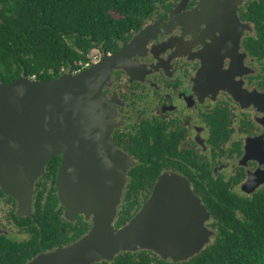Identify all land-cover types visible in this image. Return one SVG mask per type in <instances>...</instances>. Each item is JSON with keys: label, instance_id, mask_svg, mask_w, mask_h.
Returning a JSON list of instances; mask_svg holds the SVG:
<instances>
[{"label": "flooded vegetation", "instance_id": "1", "mask_svg": "<svg viewBox=\"0 0 264 264\" xmlns=\"http://www.w3.org/2000/svg\"><path fill=\"white\" fill-rule=\"evenodd\" d=\"M210 1L206 7L208 0H166L117 48L98 51V59L155 24L154 33L140 36L109 69L102 86L114 109L113 147L132 162L121 202L129 184L141 207L161 175L181 176L209 213L204 224L213 231L211 241L216 227L204 193L245 198L264 190V0H240L235 7ZM61 161L56 155L45 163L27 214L19 215L17 201L0 189V236L29 247L40 243L33 236L35 199L41 205L49 199L56 216ZM118 164L111 155L100 169L113 175ZM62 217L67 220L63 211Z\"/></svg>", "mask_w": 264, "mask_h": 264}, {"label": "water", "instance_id": "2", "mask_svg": "<svg viewBox=\"0 0 264 264\" xmlns=\"http://www.w3.org/2000/svg\"><path fill=\"white\" fill-rule=\"evenodd\" d=\"M224 1L235 7L240 0ZM156 29L149 25L117 53L102 56L83 70L53 79L19 75L0 82V189L17 201L19 215L27 214L34 182L45 163L61 155L55 184L64 217L73 222L82 215L91 222L77 240L40 253L27 264H92L138 250L179 262L210 242L213 231L204 224L209 213L185 179L173 173L161 175L133 217L114 226L124 173L132 162L113 147L114 109L102 86L128 48ZM111 155L119 162L113 175L100 169Z\"/></svg>", "mask_w": 264, "mask_h": 264}, {"label": "trees", "instance_id": "3", "mask_svg": "<svg viewBox=\"0 0 264 264\" xmlns=\"http://www.w3.org/2000/svg\"><path fill=\"white\" fill-rule=\"evenodd\" d=\"M165 1L0 0V82H11L19 75L53 79L82 69L92 49L114 50ZM139 194L129 184L115 227L123 226L138 211ZM203 197L216 234L199 253L174 262L150 250L124 251L111 261L92 264H264V190L245 198L220 191ZM39 199H35L33 236L40 243L29 247L1 235L0 264H26L39 251L72 243L90 228L84 216L71 223L62 217L61 206L54 216L50 200L41 205Z\"/></svg>", "mask_w": 264, "mask_h": 264}, {"label": "built area", "instance_id": "4", "mask_svg": "<svg viewBox=\"0 0 264 264\" xmlns=\"http://www.w3.org/2000/svg\"><path fill=\"white\" fill-rule=\"evenodd\" d=\"M94 61H96V58H90V56H89V61L83 64L82 69L76 70V71H74V72H77V71H80V70H83V69L87 68V67L90 66Z\"/></svg>", "mask_w": 264, "mask_h": 264}, {"label": "rangeland", "instance_id": "5", "mask_svg": "<svg viewBox=\"0 0 264 264\" xmlns=\"http://www.w3.org/2000/svg\"><path fill=\"white\" fill-rule=\"evenodd\" d=\"M90 58H96V60L98 59L99 57V53L96 49H92L90 54H89ZM18 238H21L20 235L17 236Z\"/></svg>", "mask_w": 264, "mask_h": 264}]
</instances>
